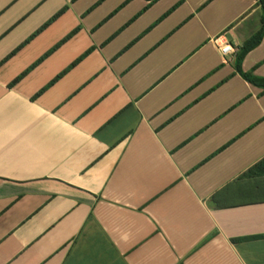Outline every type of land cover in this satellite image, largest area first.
<instances>
[{
  "label": "crops",
  "instance_id": "obj_1",
  "mask_svg": "<svg viewBox=\"0 0 264 264\" xmlns=\"http://www.w3.org/2000/svg\"><path fill=\"white\" fill-rule=\"evenodd\" d=\"M263 25L264 0H0V264H264L236 66Z\"/></svg>",
  "mask_w": 264,
  "mask_h": 264
},
{
  "label": "trees",
  "instance_id": "obj_2",
  "mask_svg": "<svg viewBox=\"0 0 264 264\" xmlns=\"http://www.w3.org/2000/svg\"><path fill=\"white\" fill-rule=\"evenodd\" d=\"M150 4H153L154 2L158 0H149ZM264 37V25L261 28V30L255 34L250 40H248L239 50L238 56L236 58V66L238 70L246 77H248L253 83L260 85L264 88V78L262 77H252L246 72H244L242 64L245 56L255 47H257L263 40ZM264 164V161L262 162Z\"/></svg>",
  "mask_w": 264,
  "mask_h": 264
},
{
  "label": "built area",
  "instance_id": "obj_3",
  "mask_svg": "<svg viewBox=\"0 0 264 264\" xmlns=\"http://www.w3.org/2000/svg\"><path fill=\"white\" fill-rule=\"evenodd\" d=\"M220 48L224 54H230L236 51V49L231 44L220 45Z\"/></svg>",
  "mask_w": 264,
  "mask_h": 264
}]
</instances>
